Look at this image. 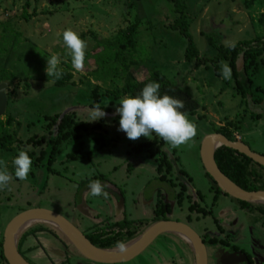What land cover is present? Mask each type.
Instances as JSON below:
<instances>
[{"label":"rangeland","instance_id":"rangeland-1","mask_svg":"<svg viewBox=\"0 0 264 264\" xmlns=\"http://www.w3.org/2000/svg\"><path fill=\"white\" fill-rule=\"evenodd\" d=\"M180 2L186 8L188 31L200 57L215 56V51L208 46L207 36H213L218 44L226 47L224 44L226 40L235 41L237 44L264 35L262 20L264 0H180ZM26 3H28L27 7ZM175 17L171 0H0V35H11L10 30H13L21 36V40L24 38L26 41V43L21 41L15 43L11 49L9 46L2 48L5 54H9V61L5 56H1L0 50V74L4 68L9 74L16 76L14 84L0 82L7 84L6 108L0 120L5 123L7 119H11L7 132L16 140V144L8 146L11 152L5 151L4 148L0 149V160L6 161L9 172L13 174V180L8 188L0 191V238L7 224L15 216L33 208L45 209L61 215L79 229L74 220L76 211L83 229L90 234L100 231L103 233L102 237H105L106 233L112 231H110L113 228L112 220L119 217L118 209L115 208L110 216L104 213L95 215L97 211L93 210L90 200H84L83 191L86 189L77 192L79 186L86 185L92 180H100L102 175L107 176L108 179L118 180L119 185L125 182V186L135 198L138 197V185H145L146 182L148 185L144 195L148 192L151 194L155 190H163L165 187L171 192L169 183L157 179V174L154 176V160L158 157L156 147L152 148L153 158H150L147 152L138 154L131 152L136 145H141L150 139L159 142L161 138L153 133L156 137L151 136L149 139L141 137L132 141L127 139L123 132L117 131L119 117L114 118L112 113L119 101L112 102L109 94L112 88L121 87L131 73L136 79L141 80L146 72L157 68L179 88H188L200 107L197 115L188 116L197 125V134L190 145L170 148L163 141L160 149L172 167L168 181L179 187H176L178 192L181 191L179 185H183L184 196L187 194L192 196L191 204L190 199L185 201L182 197L174 199V206L171 200L168 201L169 210L164 215L169 219H172L173 215L175 220L183 222L184 216L188 214L191 216L190 225L194 230L199 226L193 221L196 218L205 219L200 226L206 236L210 238L213 233L217 234L214 237L224 236L222 237L223 252H235L230 249L232 246H237L236 252L246 254L245 250L248 249L249 244H252L250 247L254 256L251 255L252 263L262 264L264 219L260 220L262 222L257 226L256 231L252 230L249 227L257 220L254 214H247L246 210H242L228 197L220 195L215 199L211 181L206 177L199 159V146L206 135L214 134L215 129L226 128L234 141L241 139L251 151L264 156V101L253 104L262 95L254 89L261 87L264 90V65L261 64L264 54L260 56L258 72L252 77L255 93L251 98L243 99L234 90L233 80L222 78L221 62L218 64L219 71L215 73V68L210 64L196 69L194 61L184 60L186 40L176 31L168 29V25ZM133 25L136 27L135 47L126 55L127 61L133 62L128 72H120L112 77L110 70L104 67L99 69L98 77H92L90 71L95 63L93 60L95 58L92 56L103 52L101 48L96 47L91 34H95L98 39L108 40L113 38L118 30L124 31ZM5 27L10 28L7 33H3ZM67 28L73 29L81 39L87 41L86 55L89 59L81 72H76L68 63L67 49L63 44L62 36L58 35ZM82 34H85L84 37ZM6 44L11 45V42ZM56 53L60 54L59 67L69 66L73 74L71 81L73 84H67L59 90L46 80L45 72L47 59ZM94 88H97V93L101 97V106H108L109 102L114 105H111L113 107L109 105L110 110L105 111L108 113L106 118L89 122L87 113L93 104L91 94ZM63 114L69 116L75 123L84 124L83 128H85H78L74 136L61 143L59 147L61 155L55 157L50 167L53 174H46L42 166H37L35 163L42 151L52 149V143L57 139L60 117ZM252 115H258L256 120H252L254 119ZM55 116H58L57 121L55 120V124L47 128L50 122L46 121L45 117L49 119ZM97 125L100 127L96 128ZM31 138H34L38 145L28 142ZM85 143L88 144L87 148H84ZM19 150L34 154L31 158V171L27 180L23 181L14 177L12 165V160L18 155ZM68 153L77 158L73 161L65 159ZM142 159L148 160L144 166L151 168L152 173L134 170L129 176L126 169L132 166L134 160ZM80 192H83L81 201L84 209L78 212L76 207L81 204L78 205ZM181 200L183 206L180 207ZM187 203L190 206L195 204L199 213L187 212ZM158 207L165 208L163 202L161 203V197ZM142 209L149 211L151 205ZM200 211H203L204 215ZM231 211L243 213L244 217H242L247 224L243 231L237 227L236 235L229 238L226 232L232 227V223L228 225L224 222L231 217L229 215ZM126 213L129 219L128 204ZM236 213L232 215L233 223L239 218V214ZM150 214L151 210L146 216L138 217L133 212L131 217L141 218L138 223L148 229L155 222L149 221ZM213 217L220 223L217 222L222 229L221 235H218L220 233L218 230L215 231ZM100 218L102 222L95 223ZM133 224L134 222L131 226ZM46 228L49 229L43 223H35L18 237L17 242L20 240L21 248L26 253L25 257L32 259L35 264H97L82 257L73 247L74 255L67 260L68 263L65 262L64 255L55 254L59 252L61 246H57V240L55 242L48 239L44 230ZM248 233L260 236L252 240L253 238L248 239L249 235H245ZM121 239L126 238L121 237L119 241H122ZM162 240L154 241L150 251L155 250L156 247L160 248ZM167 242L170 243L169 239ZM208 243L212 246L210 242ZM50 246L55 249L50 250ZM227 246L229 247L226 248ZM47 257L51 260H46Z\"/></svg>","mask_w":264,"mask_h":264},{"label":"trees","instance_id":"trees-1","mask_svg":"<svg viewBox=\"0 0 264 264\" xmlns=\"http://www.w3.org/2000/svg\"><path fill=\"white\" fill-rule=\"evenodd\" d=\"M174 13L176 15L175 19L171 24L168 25V29L172 31H176L181 37H183L186 42L187 46L185 47L184 52V60L187 62L194 61V66L196 69L200 67H206L208 64L212 65L215 68V73L219 71L218 64L221 61H224L228 64V66L231 68V79L234 83V90L243 99H249L253 96L255 92H253V76L258 72L259 69V59L262 54H264V35L258 36L251 40H245L242 42H238L234 49H229L228 47H224L220 44H218L217 40L213 38V36H207L206 40L208 43V46L210 49H213L215 51V56L212 58H203L199 56V53L197 49L193 45V41L191 39V36L189 34V22L187 20L186 16V8L185 6L180 2V0H171ZM26 7L28 6V3L25 4ZM27 19V18H26ZM263 22L264 19L262 18ZM264 24V23H263ZM10 29V28H9ZM8 28H4L3 33H7ZM11 35L5 36L0 35V50L2 51L1 56H5L7 61L10 60L9 54H5L2 50V48L9 46L10 49L15 45V43H19L20 41L22 43H26L25 39L23 38L21 40V36H19L18 33H16L13 30H10ZM83 37L85 34H82ZM136 35V27L135 25L126 28V30H118L116 35L111 39H98V37L95 34H91V38L96 44L97 48H101L103 54H97L93 59L95 61L94 67H92L90 71V75L92 77H98V71L100 68H107L110 70L112 77L116 76L117 73L120 72H128L129 68L132 66L130 65L133 62H128L126 59V55L130 54L134 50V36ZM214 39V40H213ZM7 42H11V45L6 44ZM88 55L85 56V62L88 61ZM3 59V58H2ZM68 63L71 64L70 60L71 58H67ZM261 64L264 65V60L261 61ZM63 70V76L62 78L56 80L54 77H47L46 80L52 83L53 87L56 89H63L67 84H73V74L71 72L72 68L69 66L64 65L62 68ZM0 82L8 83V85L14 84V77L11 73L7 72L6 69L2 68L1 74H0ZM18 81V80H17ZM149 82H158L160 84V94L164 95L167 94L169 96L178 98L183 100L184 102V108L180 111L186 112L187 116L194 117L197 115L198 110L200 109L199 104L193 99L191 94L188 91V88H179L175 84H173L172 81L167 79L161 71H159L157 68L152 69L151 71H148L145 73L144 78L141 80H138L134 77L133 73L130 74L128 78L124 81L123 85L121 87H114L112 88V91L109 92L111 101L116 102L119 101L122 97L126 95L135 96L140 93V91L143 89V87L149 83ZM7 85V84H6ZM253 87V88H252ZM7 90V88H6ZM256 92H260L262 95L259 97V99L254 102L253 104L261 103L264 101V90L261 87H256L254 89ZM93 104L91 105V108L95 106L97 103H101V97L97 93V88H94L91 94ZM109 102V105H114V103ZM101 106V109H104V111H109L110 106ZM113 107V106H111ZM254 119L258 117V115H252ZM58 116L54 118H47L45 117L46 121H49L50 124L47 126V128L50 127V125L55 124V120L57 121ZM11 119H7L6 122H2L0 120V149L4 148L5 151L11 152L12 150L8 148L9 145L16 144V140L13 138L11 134L7 132V128L10 127ZM82 123H75L69 116H64L60 124L57 127V139L52 143V149L51 150H45L42 151L36 160L35 165L42 166L46 174H53L50 167L53 163L55 157L61 155V150L59 149L61 143L65 140L70 139L72 136L75 135L78 128L84 129ZM75 126V127H73ZM100 126L97 125L96 128H99ZM95 129V128H94ZM216 134H221L224 137H226L230 141H234L232 139L231 134L228 130L225 129H215L213 131ZM152 136L156 137L154 134ZM34 145H38V142H35L34 138H31L30 141ZM8 144V145H7ZM153 146L156 147V153H158V157L155 162L156 166V172L160 176L161 181H165L166 183H170V186H173V184L168 181V177L170 175V171L172 169L171 165L169 164V161L166 157V155L160 150L163 146V140L161 139L159 142L156 139H150L142 143L141 145L134 146L133 150L131 152L133 153H148V156L150 158H153L152 154V148ZM20 148V147H19ZM146 153V154H147ZM31 158L34 157V154H28ZM77 157L74 156L71 153H68L65 155V159H68L70 161L75 160ZM214 161L219 169V171L227 178L229 179L233 184H235L240 189L252 192V191H264V168L256 165L253 163L250 159L246 158L243 155L238 154L237 152L227 149L224 147H221L215 151L214 154ZM166 166V168L164 167ZM185 175V174H184ZM206 177L211 181L212 189L214 190V197L220 196V191L217 189L215 184L212 182L211 178L205 173ZM105 177L101 176L99 181L104 180ZM89 185H82L79 186V191L87 188ZM181 191L175 196V199L182 197L185 200L184 191L185 188L183 185H179ZM183 186V188H182ZM226 197V196H225ZM181 200L179 202V206H183ZM235 201L238 206L242 210H250L253 213L260 214V216L264 217V206H256L251 205L248 203ZM181 203V204H180ZM184 203V202H183ZM177 204V203H176ZM188 212H196L199 213L198 207L194 204L187 208ZM167 212L163 208H158L155 211V215L163 216L164 213ZM203 213V211H200ZM206 215V214H205ZM209 215H211L209 213ZM159 220V219H157ZM163 220V219H162ZM129 221L124 220L119 225H116L120 231L113 237L105 238L104 241L101 243L94 242L93 244L100 248V249H108V248H114L116 245V242L119 241L121 238L119 235H121V232L124 230V228L128 229L130 227ZM47 229V228H46ZM50 229V228H49ZM53 232L57 234V236L62 237V234L58 232L57 230L50 229ZM221 231V230H220ZM128 239H131L134 236V233L127 232ZM103 236V233H101L98 237ZM211 244H214L216 242L214 238L212 240ZM0 260L1 262H6L3 254H2V238H0Z\"/></svg>","mask_w":264,"mask_h":264},{"label":"water","instance_id":"water-1","mask_svg":"<svg viewBox=\"0 0 264 264\" xmlns=\"http://www.w3.org/2000/svg\"><path fill=\"white\" fill-rule=\"evenodd\" d=\"M6 88V84H0V117L4 114L6 108ZM63 115L60 119L65 116ZM221 147L231 149L245 156L262 168H264V156L251 151L242 142L230 141L223 135L216 133L206 135L199 146V159L202 168L222 196L251 205L264 206V191H244L219 171L214 161V154ZM76 209L78 212L83 211L84 205L82 201ZM35 223H43L45 227L57 230L82 257L97 264H124L129 262L138 256L155 238L168 233L184 234L183 236L187 237V241L194 248L196 264H207L206 244L188 224L167 220L157 222L142 232L137 238L126 243L127 251L121 254L116 247L100 249L94 246L79 229L64 217L39 208L28 209L19 213L5 227L2 236V254L6 264H29L18 252L16 243L18 237L26 229L23 232H19V230L22 227L29 228ZM227 254L228 257H225L224 261L221 260L220 264H251L248 256L242 252H227Z\"/></svg>","mask_w":264,"mask_h":264},{"label":"clouds","instance_id":"clouds-1","mask_svg":"<svg viewBox=\"0 0 264 264\" xmlns=\"http://www.w3.org/2000/svg\"><path fill=\"white\" fill-rule=\"evenodd\" d=\"M58 35L67 49V55L71 58V66L76 72L84 69V62L87 49V41L81 39L79 34L71 28L65 29ZM229 49H234L235 41H224ZM61 63L60 54H52L47 59L45 72L47 77H54L56 80L62 78L63 70L59 67ZM231 68L224 61H221V76L225 80L231 79ZM160 84L149 82L138 95H126L122 97L118 106L114 108L112 115L118 116L117 131L123 132L127 139L136 141L141 137L150 138L153 133L160 137L170 148H178L182 145H190L197 134V125L190 120L186 112L180 111L184 108L181 99L160 94ZM107 107V105H106ZM88 121L95 122L107 117L108 113L101 109L100 104L88 110ZM14 177L23 181L27 180L31 171L32 159L25 150H19L18 155L12 160ZM13 180V174L9 172L7 163L0 160V191L8 188ZM89 194L92 197L109 198L105 185L99 180H92L89 185ZM119 253L127 251V246L122 241L115 245Z\"/></svg>","mask_w":264,"mask_h":264},{"label":"crops","instance_id":"crops-1","mask_svg":"<svg viewBox=\"0 0 264 264\" xmlns=\"http://www.w3.org/2000/svg\"><path fill=\"white\" fill-rule=\"evenodd\" d=\"M115 118V117H114ZM116 119H118V117L116 116ZM239 142H241V139L238 140ZM88 144L85 143V147L87 148ZM71 151V150H70ZM69 151V152H70ZM132 166L128 169H126V172L129 173V176H131V174L133 173L134 170H143V171H148L152 173V169L151 168H147L146 166H144V164L148 163V160L146 161L145 159L143 160H138V161H133L132 162ZM150 163V162H149ZM149 165V164H148ZM154 168V176L156 173V167L155 165H153ZM102 175V174H101ZM104 176V175H102ZM105 177V176H104ZM157 178V177H156ZM102 184L105 185V191L109 193V198L108 199H104L102 196L101 197H92L89 194V187H85L84 189H86V191L80 192L78 193V196L80 197L79 201L81 203V194H84V200L88 201L92 203L93 205V210L97 211L94 214L95 215H103L106 214L107 216H110L111 213L116 209H118V213H119V217L118 219L123 218L126 221L131 222L130 225L134 222V224L132 226L129 227V230L131 231L130 233H134V236L131 239H128V236L125 235V231L123 230L121 232V235H119L120 237H125L126 239H121L122 242H124L125 244L134 240L135 238H137L139 235H141L142 232H144L145 230L140 229L141 227H138L141 223H138V221L142 220L141 218H137L134 219L131 217V214L134 212L136 215H138V217L143 216V215H147L148 213H150L151 210V214H150V218H152L153 216V212H154V208H156V203H159V198L161 197V203L163 202L164 204H167L166 200L167 198L169 200H173L174 201V197L173 195H176L174 192L165 187L163 188V190H155L152 191L151 194H149V192L144 195V191L147 188L148 182H146L145 185H138L137 188V193H138V197L135 198L134 195L128 190V188L125 186V182L122 185H119L118 180L114 179H108V177L106 176L104 180L101 181ZM136 188V187H135ZM169 190V191H168ZM192 192V191H191ZM190 192V193H191ZM187 196L189 198H191L192 196L190 194H187ZM172 197V199H171ZM156 198V201H154ZM154 202V203H153ZM166 202V203H165ZM175 202V201H174ZM79 204V203H78ZM127 204L129 206V219H128V214L126 213L127 211ZM108 205V207H107ZM151 205V209L149 211H143L142 207H147V206ZM154 207V208H153ZM108 211V212H106ZM142 212V213H141ZM236 212H230L229 215L231 216L229 219L225 220L224 224L227 223L228 225L230 223H232V227L233 229L229 228L227 229L228 232H226L227 237L232 238L233 236L236 235V228L240 227L241 231H243V228L245 227L246 220L243 218L244 215L243 213H236L239 214V218L238 221H236V223H233V214H235ZM124 215V216H122ZM233 215V216H232ZM188 214H186L184 216V220L183 222L180 223H184V224H188L189 227L192 228L193 231H195L197 233L198 236H200L203 241L204 244H206L205 249H206V253H207V264H220L219 262L224 261L225 257H228L227 251L223 252L222 251V242H220V240H223L222 237H220V239H217L218 237H214L217 234L213 233L212 236L209 238V236H206L202 227L200 226L201 222H204L205 219H198L197 218L193 221L195 222L196 226L198 225L199 227L196 228L195 230L193 229V227L190 225V223L192 224V219L191 216H189ZM243 216V217H242ZM173 217V215H172ZM257 217V220H255V223L252 224L249 228L252 230L256 231V228L258 225H260V221L261 219H264V217L262 218L261 216H259L258 214H255V218ZM98 218V217H96ZM101 219H98V222L96 221L95 223H101ZM118 219H114L112 220V222L117 221ZM167 221H177L174 219V217L172 219L167 218ZM160 221H164L162 219H160ZM157 221V222H160ZM154 222L153 224L157 223ZM179 222V221H177ZM241 223V224H238ZM264 225V224H263ZM136 227H138L136 229ZM126 229V228H124ZM138 229H140L139 231H137ZM240 230V229H239ZM238 230V231H239ZM124 233V234H123ZM211 233V232H210ZM229 233V234H227ZM115 234V233H114ZM117 234V233H116ZM128 234V233H126ZM184 234H162L160 236H158L157 238H155L138 256H136L133 260L126 262L124 264H196V254L194 251V248L192 247V245H190V243L187 241V237L183 236ZM218 235H221L218 233ZM246 236L249 235L248 239L253 238L252 240H255L257 237H259L260 235L257 236L256 235H252L250 233L245 234ZM251 235V236H250ZM244 236V235H243ZM257 236V237H256ZM214 238V240L216 241V243L214 242V244H217L216 247H214L215 245L212 244V246H210V244L208 242H212L209 240H212ZM241 238V237H240ZM157 239H164L162 240V246L160 248L156 247L155 250H151L153 247V243L154 241H156ZM167 239H169L170 243L167 242ZM234 244V243H233ZM252 244L248 245V249L245 250L246 255L248 256V258L250 260H252L253 258L251 257V255L253 256V254L251 253V247ZM208 246V247H207ZM210 255V262L208 260V250ZM229 247V246H228ZM227 247V248H228ZM149 248V249H148ZM220 248V249H219ZM148 249V250H147ZM240 249V248H239ZM230 250L233 251H237L238 248L237 246H232ZM244 251V250H242ZM139 257V258H138ZM254 257V256H253ZM253 262V260H252ZM262 264H264V261L262 262Z\"/></svg>","mask_w":264,"mask_h":264},{"label":"flooded vegetation","instance_id":"flooded-vegetation-1","mask_svg":"<svg viewBox=\"0 0 264 264\" xmlns=\"http://www.w3.org/2000/svg\"><path fill=\"white\" fill-rule=\"evenodd\" d=\"M156 167V166H155ZM157 173V172H156ZM183 173L185 174V176H187V174L183 171ZM157 179H160V176L157 174ZM187 179L191 182V180L189 179V177L187 176ZM168 183V182H167ZM171 183H173V182H171ZM192 184V183H191ZM169 186H170V183H169ZM171 188V191L172 192H174L176 195L179 193L178 191H177V188H179V187H177V185L175 184V183H173V186H170ZM177 187V188H176ZM79 191V189L77 190V192ZM171 193V192H170ZM171 195H172V193H171ZM176 195H173V197L175 198V196ZM186 198H185V201L186 200H188V199H190V204H191V202H192V197L191 198H189L187 195L185 196ZM232 200V199H231ZM168 201H170L168 198H167V204H164V206H165V208H163L165 211H167L168 212ZM171 202V201H170ZM166 203V202H165ZM173 205L172 206H174L175 205V203H174V201L172 200V202H171ZM79 204H80V202H79ZM78 204V205H79ZM190 204H188L187 203V205H186V211H187V208L188 207H190ZM158 205H159V203H156V208H154V212H153V216H152V218L151 219H149V221L151 220L152 222L153 221H155V222H157V221H160V219H163V220H166L168 217H167V215L165 216V215H163V216H156L155 215V211L159 208L158 207ZM80 206V205H79ZM176 207V206H175ZM77 208V207H76ZM178 208H180V207H178ZM247 211V214H256V213H253L252 211H250V210H246ZM188 212V211H187ZM168 214V213H167ZM258 215L260 216V214L258 213ZM122 216H124V215H122ZM171 216V215H170ZM125 217V216H124ZM173 218V217H172ZM214 218V217H213ZM157 219H159V220H157ZM74 220H75V222H76V224L78 225V228H79V230H80V232L93 244L94 242H96V243H101L102 241H104V240H102L103 238H108V237H113L115 234L114 233H118L119 231H120V229L116 226V225H119V224H121L122 222H124V219L123 218H121V219H118L117 221H114V222H112L113 224H112V226H113V228H111L110 229V231L111 232H114V233H106L107 235H105V237H98L100 234H101V232L99 231V232H94V233H89L86 229H83V227H82V225H81V219H80V216H79V214L77 213L76 214V211H75V216H74ZM212 220V219H211ZM102 222V221H101ZM218 221L214 218V227H215V231H217L218 230V232H220L219 234H221L222 232V229H221V227L219 226V224L217 223ZM154 223V222H153ZM131 226V225H130ZM138 227H141L140 229H143V230H145L146 229V226H142L141 224H140V226H138ZM138 227H136V229L138 228ZM140 229H138L137 231H139ZM45 230V232H46V235L49 237L48 239H51V240H53V241H55V240H57V246L58 247H60L61 246V248H59V252L58 253H55L56 255H60V254H62V255H64V257H65V262L69 259L70 260V257L71 256H73L74 255V253L72 252L73 251V248H72V245L66 240V238L64 237V236H62V237H59V236H57V234L55 233V232H53L52 230H50V229H44ZM221 230V231H220ZM124 233H125V235H127L126 233L127 232H131L130 230H129V228L128 229H124ZM48 233V234H47ZM123 233V234H124ZM217 239H220V237H218ZM20 241V240H19ZM19 241L16 243V247H17V250H18V252L20 253V255L25 259V261H27L29 264H35L34 263V261L32 260V259H30L29 257H25V255H26V253H24L23 252V250H22V248H21V244L19 243ZM56 242V241H55ZM220 242H222V244H223V240H220ZM94 245V244H93ZM25 246V245H24ZM95 246V245H94ZM222 246V245H221ZM51 248H50V250H54L55 248H52V246H50ZM228 247V246H227ZM46 251V250H45ZM25 254V255H24ZM49 258L47 257L46 258V260H48ZM75 259V258H74ZM49 260H51V259H49ZM73 261V260H72ZM250 262H251V264H253L252 263V260H250ZM67 263H68V261H67ZM1 264H6V262L4 263V262H1ZM46 264V263H45ZM89 264V263H88Z\"/></svg>","mask_w":264,"mask_h":264},{"label":"bare ground","instance_id":"bare-ground-1","mask_svg":"<svg viewBox=\"0 0 264 264\" xmlns=\"http://www.w3.org/2000/svg\"><path fill=\"white\" fill-rule=\"evenodd\" d=\"M28 228V227H27ZM27 228H24V227H22L20 230H19V232H23L25 229H27Z\"/></svg>","mask_w":264,"mask_h":264}]
</instances>
